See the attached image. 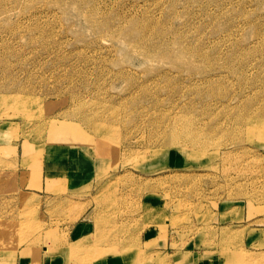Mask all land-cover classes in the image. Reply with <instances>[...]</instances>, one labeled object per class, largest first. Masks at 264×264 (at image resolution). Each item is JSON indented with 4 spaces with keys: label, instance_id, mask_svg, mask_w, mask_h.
I'll list each match as a JSON object with an SVG mask.
<instances>
[{
    "label": "rangeland",
    "instance_id": "374dc122",
    "mask_svg": "<svg viewBox=\"0 0 264 264\" xmlns=\"http://www.w3.org/2000/svg\"><path fill=\"white\" fill-rule=\"evenodd\" d=\"M0 96V264H264V0H0Z\"/></svg>",
    "mask_w": 264,
    "mask_h": 264
},
{
    "label": "bare ground",
    "instance_id": "6f19581e",
    "mask_svg": "<svg viewBox=\"0 0 264 264\" xmlns=\"http://www.w3.org/2000/svg\"><path fill=\"white\" fill-rule=\"evenodd\" d=\"M5 97H8V96H0V99L5 98ZM6 100L7 99H5L4 101H6ZM248 119L250 120V126H249L250 127V131H248V132L249 133H255L256 135L257 134H260V136L261 135H264V121H262V120H256L253 123H251V120L252 119H256V118L253 117V118H248ZM255 134H253V135H255Z\"/></svg>",
    "mask_w": 264,
    "mask_h": 264
},
{
    "label": "crops",
    "instance_id": "0c3cea01",
    "mask_svg": "<svg viewBox=\"0 0 264 264\" xmlns=\"http://www.w3.org/2000/svg\"><path fill=\"white\" fill-rule=\"evenodd\" d=\"M78 235V234H77ZM85 234H81V235H78L79 237H81V236H84ZM66 250H67V248H66ZM123 263H126L124 260H123ZM110 264H112V263H110Z\"/></svg>",
    "mask_w": 264,
    "mask_h": 264
}]
</instances>
